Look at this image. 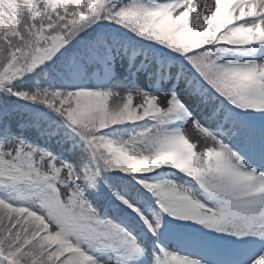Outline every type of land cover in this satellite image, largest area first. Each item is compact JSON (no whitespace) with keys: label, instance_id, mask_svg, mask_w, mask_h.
Returning a JSON list of instances; mask_svg holds the SVG:
<instances>
[{"label":"snow or ice","instance_id":"obj_1","mask_svg":"<svg viewBox=\"0 0 264 264\" xmlns=\"http://www.w3.org/2000/svg\"><path fill=\"white\" fill-rule=\"evenodd\" d=\"M0 264H264V0H0Z\"/></svg>","mask_w":264,"mask_h":264},{"label":"rangeland","instance_id":"obj_2","mask_svg":"<svg viewBox=\"0 0 264 264\" xmlns=\"http://www.w3.org/2000/svg\"><path fill=\"white\" fill-rule=\"evenodd\" d=\"M193 2L196 4H199L201 6V8H207L209 6L214 5V0H193ZM201 26H202V21H201ZM141 99L142 98H140V97L134 96L133 103H140ZM120 102L122 103V100ZM187 134H188L190 139H192L193 141L199 142L200 148H202L204 146L205 142L200 138L199 134L192 129V127L190 125L188 126ZM198 150H200V149L198 148Z\"/></svg>","mask_w":264,"mask_h":264},{"label":"bare ground","instance_id":"obj_3","mask_svg":"<svg viewBox=\"0 0 264 264\" xmlns=\"http://www.w3.org/2000/svg\"><path fill=\"white\" fill-rule=\"evenodd\" d=\"M123 95V93H121V96ZM120 102V101H119ZM109 103H111V104H115V103H117V98L116 97H112V98H110V100H109Z\"/></svg>","mask_w":264,"mask_h":264}]
</instances>
